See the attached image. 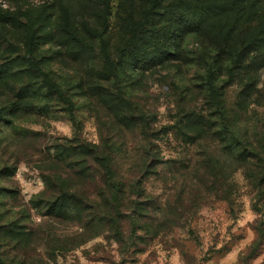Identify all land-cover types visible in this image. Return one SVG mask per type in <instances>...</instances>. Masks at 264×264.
I'll use <instances>...</instances> for the list:
<instances>
[{
  "label": "trees",
  "instance_id": "trees-1",
  "mask_svg": "<svg viewBox=\"0 0 264 264\" xmlns=\"http://www.w3.org/2000/svg\"><path fill=\"white\" fill-rule=\"evenodd\" d=\"M93 1L104 2L105 10L96 13L102 18L103 27L93 31L91 37L79 33L76 26L65 28V23L58 24L62 33L57 35L54 29L45 27L44 9H38L37 15L24 7L13 13L15 18L25 20L28 37L24 49L0 63V81L17 87L16 100L0 109V128L11 121V115L40 98L46 110L53 103L64 106L70 119L80 126L76 102L44 67L48 57L39 55V42L54 41L70 59L89 65L102 58L101 69L91 68L93 76L102 83L91 85L89 93L126 129L134 131L139 127L141 144L132 149L115 141L56 144L54 171L43 173L45 188L35 207L60 221L99 228L89 240L109 233L108 237L126 248L147 244L149 240L166 243L174 228L188 230L194 236L191 224L200 209L215 200L231 203L232 188L225 177L227 165L213 155L200 156L195 161L167 158L159 140L168 138L172 130L187 146L217 137L232 144L237 158L248 161L255 156V166H261L264 173V157L246 146L235 128L227 126L217 84L223 68L231 72L244 63L264 61V0H122L114 24H110L109 0ZM4 14L0 7V16ZM116 29L119 40L116 51L111 53L110 37ZM190 37L204 40L210 50V59H204L213 113L184 112L171 130L163 127L153 132L147 114L134 104L123 84L122 73L150 70L183 58ZM9 170L10 175L14 167ZM184 172L192 176L182 177ZM156 180L163 183L161 192L152 190ZM261 180L264 182V174ZM48 192L51 195L46 199ZM9 193V189L0 188V264H53L56 255L47 258L37 252L46 240L42 237L43 226L31 227L28 215L4 221L1 206L6 207L3 198ZM256 210L262 212L257 207ZM258 221L263 225L255 227L257 240L261 241L264 220Z\"/></svg>",
  "mask_w": 264,
  "mask_h": 264
},
{
  "label": "rangeland",
  "instance_id": "rangeland-1",
  "mask_svg": "<svg viewBox=\"0 0 264 264\" xmlns=\"http://www.w3.org/2000/svg\"><path fill=\"white\" fill-rule=\"evenodd\" d=\"M121 2L109 0L110 24H114ZM0 7L5 11L0 16V63L25 48L28 37L25 20L13 14L21 7L33 15L39 13L38 9H44L45 27L54 29L57 35L62 33L58 24L65 23V28L76 26L79 33L88 37L103 27L102 18L96 13L105 10L104 2L93 0H0ZM113 32L111 53L116 51L119 40L117 29ZM203 41L190 37L185 44V56L164 66L122 73L123 84L134 104L147 114L151 131L163 127L171 130L184 112L213 113L214 101L206 85L205 59H210V50ZM38 52L48 57L44 67L73 96L80 126L70 119L64 106L53 103L46 110L40 98L11 115V121L4 122L0 128V188L11 192L3 198L6 207L1 206L4 221L28 215L31 227L43 226L42 237L46 240L37 252L47 258L56 255L53 264H264V237L257 240L255 228L263 226L259 219L264 220V182L261 180L264 173L261 166H255V156L252 160H241L232 151L231 143L213 136L187 146L172 130L168 138L159 140L163 143L162 154L167 158L195 161L200 156L213 155L227 165L225 177L232 188L231 203L226 199L215 200L200 209L191 224L194 236L188 230L174 228L166 243L149 240L147 244L126 248L108 237L109 233L89 240L99 228H86L43 215L44 210L35 205L42 199L39 195L45 188L43 173L54 171L56 144L115 141L132 149L141 144L142 135L139 127L134 131L126 129L89 93L91 85L102 83L93 76L94 69L102 68V58L91 65L74 61L66 56L63 48L49 40L39 42ZM218 76L227 126L235 128L239 139L264 157V61L244 63L242 68L236 66L231 72L223 68ZM16 88L14 84L0 81V109L16 100ZM11 167L14 172L9 175ZM183 174L182 177L192 176ZM152 186L155 192L163 190L160 181H154ZM46 194L44 198L48 199L51 194Z\"/></svg>",
  "mask_w": 264,
  "mask_h": 264
}]
</instances>
